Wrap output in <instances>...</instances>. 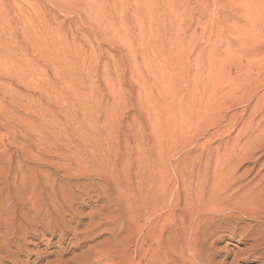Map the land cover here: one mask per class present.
<instances>
[{
  "label": "rangeland",
  "instance_id": "1",
  "mask_svg": "<svg viewBox=\"0 0 264 264\" xmlns=\"http://www.w3.org/2000/svg\"><path fill=\"white\" fill-rule=\"evenodd\" d=\"M263 202L264 0H0V264H264Z\"/></svg>",
  "mask_w": 264,
  "mask_h": 264
},
{
  "label": "bare ground",
  "instance_id": "2",
  "mask_svg": "<svg viewBox=\"0 0 264 264\" xmlns=\"http://www.w3.org/2000/svg\"><path fill=\"white\" fill-rule=\"evenodd\" d=\"M255 142V141H254ZM238 155V154H237ZM216 176H218V175H216ZM219 182V181H218ZM264 203V202H263ZM262 206V205H261ZM10 224V223H9ZM51 227V226H50ZM21 230V229H20ZM5 246V245H4ZM9 249V248H8ZM106 254V253H105ZM90 261V260H89ZM193 262V261H192Z\"/></svg>",
  "mask_w": 264,
  "mask_h": 264
}]
</instances>
